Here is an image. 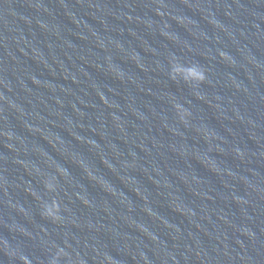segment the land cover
Listing matches in <instances>:
<instances>
[{"label": "water", "instance_id": "1", "mask_svg": "<svg viewBox=\"0 0 264 264\" xmlns=\"http://www.w3.org/2000/svg\"><path fill=\"white\" fill-rule=\"evenodd\" d=\"M58 251L264 264V0H0V264Z\"/></svg>", "mask_w": 264, "mask_h": 264}, {"label": "clouds", "instance_id": "2", "mask_svg": "<svg viewBox=\"0 0 264 264\" xmlns=\"http://www.w3.org/2000/svg\"><path fill=\"white\" fill-rule=\"evenodd\" d=\"M169 78L174 82H179L183 84H203L206 80V74L202 67L198 65H183L178 62L173 63L170 72ZM183 119V116L181 117ZM44 188L48 192H54L55 188L51 184H44ZM60 208L59 204L56 200H52L50 206L45 205L43 215L47 218H51L52 220H58ZM65 256L63 251H58L55 257H53L51 264H59L61 257ZM21 260L25 259L23 256L20 257Z\"/></svg>", "mask_w": 264, "mask_h": 264}]
</instances>
